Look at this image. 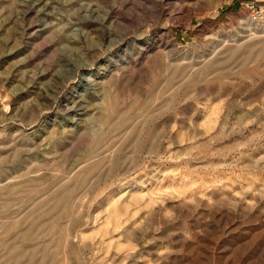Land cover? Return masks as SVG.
Listing matches in <instances>:
<instances>
[{
	"label": "rangeland",
	"instance_id": "obj_1",
	"mask_svg": "<svg viewBox=\"0 0 264 264\" xmlns=\"http://www.w3.org/2000/svg\"><path fill=\"white\" fill-rule=\"evenodd\" d=\"M0 264H264V0H0Z\"/></svg>",
	"mask_w": 264,
	"mask_h": 264
}]
</instances>
